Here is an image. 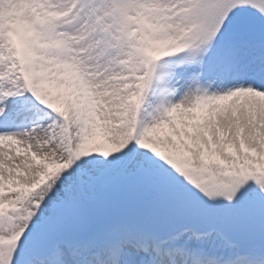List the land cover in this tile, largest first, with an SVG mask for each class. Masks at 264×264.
<instances>
[{
    "label": "snow or ice",
    "instance_id": "1",
    "mask_svg": "<svg viewBox=\"0 0 264 264\" xmlns=\"http://www.w3.org/2000/svg\"><path fill=\"white\" fill-rule=\"evenodd\" d=\"M0 264H264V0H0Z\"/></svg>",
    "mask_w": 264,
    "mask_h": 264
}]
</instances>
